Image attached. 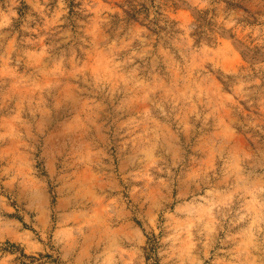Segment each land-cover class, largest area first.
Masks as SVG:
<instances>
[{
  "label": "rangeland",
  "instance_id": "rangeland-1",
  "mask_svg": "<svg viewBox=\"0 0 264 264\" xmlns=\"http://www.w3.org/2000/svg\"><path fill=\"white\" fill-rule=\"evenodd\" d=\"M0 264H264V0H0Z\"/></svg>",
  "mask_w": 264,
  "mask_h": 264
}]
</instances>
